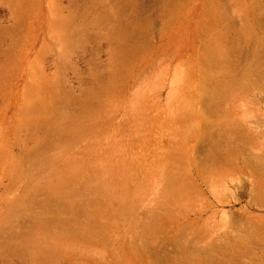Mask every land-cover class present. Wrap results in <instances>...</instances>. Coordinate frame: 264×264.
<instances>
[{
    "label": "rangeland",
    "instance_id": "obj_1",
    "mask_svg": "<svg viewBox=\"0 0 264 264\" xmlns=\"http://www.w3.org/2000/svg\"><path fill=\"white\" fill-rule=\"evenodd\" d=\"M0 264H264V0H0Z\"/></svg>",
    "mask_w": 264,
    "mask_h": 264
}]
</instances>
